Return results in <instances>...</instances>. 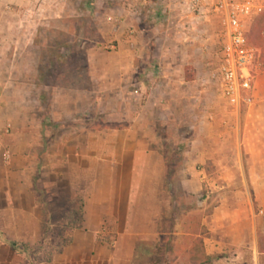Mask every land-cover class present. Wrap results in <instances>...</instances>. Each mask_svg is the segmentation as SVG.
Returning a JSON list of instances; mask_svg holds the SVG:
<instances>
[{"label":"rangeland","instance_id":"1","mask_svg":"<svg viewBox=\"0 0 264 264\" xmlns=\"http://www.w3.org/2000/svg\"><path fill=\"white\" fill-rule=\"evenodd\" d=\"M210 3L0 0V207L13 206V217L0 210V264L64 263L53 256L81 210L71 133L80 144L88 129L98 140L121 128L163 158L157 235L115 241L116 227L101 225L99 248L78 264H204L198 235L224 239L205 264H264V11L245 24L260 56L250 101L234 107L216 75L224 27ZM27 183L41 239L14 250ZM249 231L252 255L238 253Z\"/></svg>","mask_w":264,"mask_h":264},{"label":"crops","instance_id":"2","mask_svg":"<svg viewBox=\"0 0 264 264\" xmlns=\"http://www.w3.org/2000/svg\"><path fill=\"white\" fill-rule=\"evenodd\" d=\"M2 130L7 131L4 127ZM88 130L84 142L80 144L74 140V133H71L69 147H73L74 150L67 153L70 159L67 171L73 173L72 175L79 178L83 184L81 183L80 187L73 188L71 191V194L74 191L78 192L81 197L79 228L69 229L68 246L63 247L53 256V260L60 259L64 262L63 264H72L71 262L78 264L81 260L80 256H86L87 253H91L90 250L99 248L97 234L101 225L116 227L111 228V233L115 241L121 242L136 243L149 240L152 236H156L158 231L159 198L155 179L163 171V158L140 148V142L131 136L132 132L129 129L121 128L108 137L101 136L98 140H95L92 129ZM58 140L56 142L61 144L62 142ZM1 148L3 165H5L4 155L9 157L11 153L4 143ZM71 159L76 161L72 162ZM151 159L154 161L153 174L150 173L151 168L147 164ZM143 172L149 175L148 178L151 180L147 184L150 186L139 185L137 178ZM72 175L70 174V177H73ZM70 183L72 184V180ZM24 192L23 199H26L22 202L23 213L19 216L21 219L17 224V234L8 236L7 240L37 242L41 239L40 216L34 197H31L33 192L30 190L29 183L25 184ZM4 194H7L5 197L8 198V191ZM7 202L4 207H0V210L5 209L7 214L12 216L13 213L10 211L13 206L10 207ZM249 237L250 231L248 235L236 238L237 242H241L237 245L238 253L246 250L252 255L250 245L252 241ZM198 239H200L203 255L221 250L224 244V239H219L217 246L215 240L212 245L207 246L202 236L198 235ZM186 241H189V236L186 237ZM247 241H249L248 246ZM69 250L73 251L72 257L67 256Z\"/></svg>","mask_w":264,"mask_h":264},{"label":"built area","instance_id":"3","mask_svg":"<svg viewBox=\"0 0 264 264\" xmlns=\"http://www.w3.org/2000/svg\"><path fill=\"white\" fill-rule=\"evenodd\" d=\"M144 1V0H141ZM205 0H185L189 9H200ZM220 15L224 39L220 45L216 75L226 102L238 107L249 102L253 69L259 63V50L246 37L245 24L264 11V0H210Z\"/></svg>","mask_w":264,"mask_h":264},{"label":"trees","instance_id":"4","mask_svg":"<svg viewBox=\"0 0 264 264\" xmlns=\"http://www.w3.org/2000/svg\"><path fill=\"white\" fill-rule=\"evenodd\" d=\"M246 37H247V40L249 41V38H248L247 34H246ZM196 242L199 243V245H200V239H196ZM6 244H7L10 248H12V249H14V250H20V247H19L18 245H22V243H18V242L14 241V240H7V241H6ZM21 250H22V248H21ZM200 254H201V255H199V256H200V258H202V261H203V263L205 264L206 261L209 260V257H208L207 255H203L202 252H201Z\"/></svg>","mask_w":264,"mask_h":264}]
</instances>
